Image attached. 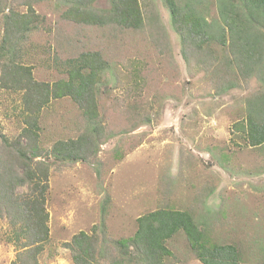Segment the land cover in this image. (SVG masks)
Returning <instances> with one entry per match:
<instances>
[{
    "label": "rangeland",
    "instance_id": "1",
    "mask_svg": "<svg viewBox=\"0 0 264 264\" xmlns=\"http://www.w3.org/2000/svg\"><path fill=\"white\" fill-rule=\"evenodd\" d=\"M176 2L181 17L190 4L207 21L208 38L179 29L164 0H139L138 28L68 20L69 0H0V39L11 10L31 7L38 17L19 55L34 80L65 79L68 62L84 52H99L108 64L96 95V154L83 162L40 158L49 166V240L38 264H75L64 245L81 231L97 239L93 264L119 261L126 256L117 241L133 236L138 217L162 208L188 212L210 244L235 246L240 264L264 263V149L232 132L264 84L258 75H239L219 42L227 35L219 0ZM92 8L109 3L94 0ZM20 97L0 89V132L9 139L24 125ZM87 125L70 98L51 100L39 115V147L48 152ZM9 230L0 218V264L16 259ZM165 246L172 256L164 264H201L181 230Z\"/></svg>",
    "mask_w": 264,
    "mask_h": 264
},
{
    "label": "trees",
    "instance_id": "2",
    "mask_svg": "<svg viewBox=\"0 0 264 264\" xmlns=\"http://www.w3.org/2000/svg\"><path fill=\"white\" fill-rule=\"evenodd\" d=\"M93 1L69 0L66 18L89 26L138 28L142 24L139 0H107L109 9L103 11L92 8ZM164 3L174 22L181 25L179 29H186L195 38H208L203 28L207 21L195 16L192 5L181 17L176 0ZM219 16L221 27L227 31L219 42L230 49L238 74L258 75L264 84V0H219ZM37 19L31 7L23 14L11 10L4 16L0 39V89L21 94L20 117L24 124L14 139L0 132V218L6 219L10 229L7 241L15 246L14 264H38L49 240V166L40 158L83 162L96 154L102 134L96 95L107 62L99 52H84L68 62L65 79L53 83L34 80L31 68L19 62V55ZM64 97L77 105L87 120V128L76 139L56 141L48 152L44 151L39 147L40 112L51 100ZM248 103L250 112L233 124L232 132L242 133L248 147L264 149V92L254 95ZM20 188L26 190L19 193ZM180 230L201 264L241 263L235 246L210 244L188 212L162 208L137 218L133 236L117 241L126 257L111 264H164L165 258L172 256L165 242ZM96 244L93 233L81 231L64 246L75 264H93Z\"/></svg>",
    "mask_w": 264,
    "mask_h": 264
}]
</instances>
